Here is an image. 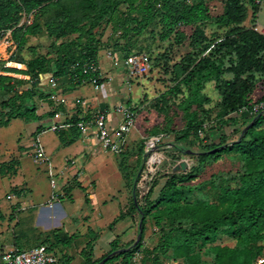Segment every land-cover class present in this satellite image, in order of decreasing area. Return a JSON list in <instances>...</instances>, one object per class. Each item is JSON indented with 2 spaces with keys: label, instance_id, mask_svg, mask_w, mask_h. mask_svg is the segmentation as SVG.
<instances>
[{
  "label": "trees",
  "instance_id": "obj_1",
  "mask_svg": "<svg viewBox=\"0 0 264 264\" xmlns=\"http://www.w3.org/2000/svg\"><path fill=\"white\" fill-rule=\"evenodd\" d=\"M217 1L221 11L212 15L208 0H0V34L11 31L16 47L8 61H0V73L21 76L0 75V127L16 119L29 125L45 117L54 119L56 114L66 117L65 101L55 98L57 84L42 87L41 82L46 79L49 84L54 78L81 86L82 80L93 77L84 74L83 67L97 64L103 50L122 60L133 53L146 54L151 71L160 68L163 77L170 76V86L145 96L132 109L142 108V136L125 145L116 161L123 180L133 189L136 204L131 199L128 215L135 214L138 221L142 217L141 238L106 263L132 264L136 254L141 255L142 264H256L264 257V115L244 132L256 116L239 114L264 101V31L256 27L263 0ZM22 14L31 20L20 25ZM249 18L251 26L246 27ZM214 27L222 33L208 35L207 30ZM34 37L50 40L46 54L29 44ZM186 42L189 51L173 61V49ZM162 44L168 46L160 54ZM6 63L25 69L7 68ZM211 83L219 97L215 115L209 107L211 99L204 94ZM42 104L46 109L38 116ZM74 109L65 118L69 128L55 132L62 146L78 141V123L89 120L81 117L83 107ZM42 130L39 125L32 136ZM216 130L222 131L218 142L205 143ZM228 132L241 135L233 141ZM159 134L173 135L172 145L178 152L183 151L181 145L198 146L197 164L166 175L159 174V165L141 197L135 185L144 167L145 142ZM224 157L240 165L238 171L205 178L207 168ZM19 167L17 159L0 163V176L14 179ZM162 178L166 181L151 199ZM147 222L157 229L158 239L143 248ZM79 236L53 229L39 234L33 246H45L57 254L58 249L75 245ZM84 236L88 239L81 253L87 254L97 233L89 230ZM223 238L234 245H222ZM116 250L113 244L99 261L87 258L84 264H97ZM69 261L63 254L58 264Z\"/></svg>",
  "mask_w": 264,
  "mask_h": 264
},
{
  "label": "crops",
  "instance_id": "obj_2",
  "mask_svg": "<svg viewBox=\"0 0 264 264\" xmlns=\"http://www.w3.org/2000/svg\"><path fill=\"white\" fill-rule=\"evenodd\" d=\"M119 59L121 58L119 57ZM118 63H114L112 58L107 57V51L103 50L99 53L97 64L101 74V83L98 90L94 89L92 94L86 92L88 102H84L87 103V109L84 112L82 111L81 117L85 118L88 116L91 118L96 111L109 110L118 104H124L135 109L145 96L149 93L152 95L156 88V81L146 77L144 79L148 83L142 85L138 83L136 89L133 90L132 84L126 76H122V79H120V75L117 78L116 73H114L116 67H119ZM10 64L20 65L17 63H8L7 65L10 66ZM12 68H16V70L25 69L22 67ZM2 75L6 76L7 74ZM12 75L21 77L20 75ZM164 78L167 79V76ZM119 81L123 82L124 85L120 86ZM56 84L59 90L57 92L58 95L55 97L56 100L65 101V112L68 115L74 114L75 101L80 99L73 98L67 93L77 87L69 85L67 81H56ZM41 86L49 87L48 81L46 79L42 81ZM135 100L137 101L134 102ZM45 109L46 107L42 104L37 111V115H42ZM66 117L54 120L55 122L53 123H63ZM108 120L109 128L115 129L119 122V117L110 113ZM40 123L27 125L28 134L32 136L37 127L41 126ZM141 126L142 119L135 129L134 140L142 136ZM52 133L59 142L55 132ZM51 138L46 139L47 142L44 144L45 148L43 146V149L47 159L46 163L51 165L53 170L56 171L55 177L60 176L58 181H56V184L59 183L56 186L57 198L51 202L52 207L48 206L51 198L45 200L46 202L42 208L27 206L23 201L13 206L11 205L13 212L10 215L9 220L12 222L9 225L16 229L21 222L25 225L26 223L23 220L27 219L31 226L37 228V230L30 228L32 231H37L34 233V237L59 227L69 234H73V231H79L81 236L91 230L97 233L95 241L103 240V244L110 249L113 244H116L118 250L127 249L136 239L138 221L135 214L128 215L134 193L118 171L116 157L113 153L100 147L92 131L86 137H80L78 141L70 146L61 145V148H66L63 151L56 141L54 142ZM12 159L16 158L12 157ZM74 161L76 164L72 165L71 162ZM78 173L81 175L80 179L75 180L74 177ZM63 174L65 176H62ZM17 196H21V192H18ZM120 214H123V217L119 218ZM9 225L8 229L10 228ZM3 231L5 229L0 228V233ZM15 232L18 233L17 237L14 235ZM12 234L13 242L8 240L4 244L1 243L0 248L4 245L14 247L20 251H29L35 248L33 244L28 242L29 236L24 235L23 231L13 230ZM19 242L21 244H18ZM147 246V242L144 241L143 248H147Z\"/></svg>",
  "mask_w": 264,
  "mask_h": 264
},
{
  "label": "rangeland",
  "instance_id": "obj_3",
  "mask_svg": "<svg viewBox=\"0 0 264 264\" xmlns=\"http://www.w3.org/2000/svg\"><path fill=\"white\" fill-rule=\"evenodd\" d=\"M211 13L212 15L219 14L221 11V6L217 0H208ZM250 15V12H249ZM244 26L250 27V18L244 23ZM256 27L258 31L263 32L264 31V0L261 3V9L260 12L257 16V23ZM186 32L190 31V29H186ZM212 31H215L216 33H222L223 30H218L217 28H210L207 30V34L209 35ZM147 35V34H146ZM29 44L35 48H37V52L39 54H46L47 53V47L50 44V40L46 37H37V38H30ZM4 46L2 48L1 46ZM168 46V44H162L160 45L159 53L162 54L163 50ZM6 47V43L3 41L0 42V61H8L10 57V53L5 52L4 49ZM156 53L158 52L157 49L154 50ZM189 51V48L186 44L184 43L183 45L179 47H175L173 49V52L171 54L173 61H178L184 54H186ZM26 57H30L29 53H25ZM158 54V53H157ZM156 54V57L158 56ZM122 60V59H120ZM119 60V61H120ZM121 63H118L119 67H116L114 70V73H116L117 78L120 75V79H122V76H126L129 81L132 84V89H136V85L139 83L140 85L142 84H147L148 81L144 78H150L153 81H156V88L152 95L157 94L159 91L163 90L166 86H170V76H167V79L163 77L162 69L157 70H150L149 74L145 76L144 78H130L128 76L129 71L131 70L130 66H125L122 61ZM8 63L5 64V67L11 68V69H16L12 68V66H8ZM6 76L12 77V78H17L20 79L21 77L16 76L14 77L12 74H7ZM119 79V80H120ZM120 82V86H123L124 83ZM168 83V84H167ZM140 89V88H139ZM86 92L89 94H92L94 92V86L91 83H86L83 84L77 88L72 89L69 91L67 94L71 95L73 98H79L80 100L88 102V96L86 95ZM204 94L208 96L209 99H211L212 103L209 106L210 108L213 109V115H215L217 109H215L216 104L219 101V97L214 89V85L208 84L206 86V89L204 91ZM151 96V94H148ZM135 100L134 102H136ZM129 108H131L129 106ZM132 109V108H131ZM86 110V108H83V112ZM41 112V111H40ZM37 115V114H36ZM243 115V114H242ZM142 114H140L135 121L134 126L130 129V132L125 136V142L126 146L132 142L135 138V132L136 128L140 123V120L142 119ZM42 121V122H41ZM143 121V120H142ZM153 121V120H152ZM41 122V123H40ZM55 122L54 119L49 120V118L45 117L44 119H41L40 121H36L35 123H40L41 126L44 127V130H42L40 133L36 134L35 137L31 136L28 134L26 130V124L24 120L22 119H16L13 120L9 125L5 127H0V163L10 161L12 157H15L19 163V171H18V176L15 177L14 179H10L8 177H1L0 176V228H4L5 231L0 233V244H4L5 242H13V230L17 231H23L24 235L29 236L27 239L30 244H34L36 242V238L34 237V233L37 232V228L35 226H31L29 220L24 219L23 221L26 223L24 225L23 222L20 223V225L16 228L13 229L12 226L9 224L12 222L10 219V215L13 212L11 210V205L13 206L14 204L18 202H25L27 206H33V207H39L42 208L44 206V203L46 202L45 200L51 198L52 194V188H51V178L49 176V171H48V164H34L33 163V148L32 145L35 143V139L38 138L39 142L41 143L42 147L44 146L45 148V143L47 142L46 139L49 137H52L53 141L57 143V145L60 146V149L66 150V148H61V144L57 141L55 135L51 132L50 126L51 124ZM150 124H146L147 126H150ZM248 126V125H247ZM30 127V126H29ZM30 129V128H29ZM233 128H230V130ZM222 133L221 130H216L209 135H207V139L205 143H210V142H215L217 143L219 140V135ZM228 139L229 140H237L240 137V132L238 134L236 133H231L228 132ZM161 135V134H159ZM166 136V139L164 140L162 146H164L163 153L165 156V161L161 164L159 167V174L161 175H166L167 173L170 172V170H173L176 168L182 161H185L187 164V169L190 167L194 166L197 164L196 161V156L197 155H188L185 153V151H190L192 153H197L199 152V147L198 146H188V145H181L183 148L182 152L176 151V149L173 147V143H175L174 136L170 134H164ZM152 137V136H151ZM55 138V140H54ZM231 138V139H230ZM179 145V144H177ZM58 146V147H59ZM125 146V147H126ZM180 146V145H179ZM190 147V148H188ZM115 157L117 154H113ZM174 156V158H173ZM52 167V166H51ZM240 165L234 163L230 158L224 157L217 163H215L212 167L207 168L205 178L209 177L211 174H216V173H222L224 175L229 174H234L235 172L238 171ZM180 169V168H177ZM55 171V170H54ZM62 176H65L63 174ZM58 177H54L53 179L58 181ZM165 178H162L159 180L158 185L154 188L153 190V195L151 196V199H154L159 191V189L163 186L165 182ZM150 182V181H149ZM149 182L147 183L146 186L149 185ZM137 184V183H136ZM59 183L56 184L58 186ZM136 187V186H135ZM16 189V191L14 190ZM21 192V196H17V193ZM57 193V189H56ZM20 215V214H19ZM17 215V216H19ZM24 215V214H23ZM23 218V216L21 215ZM136 220L138 221V218L136 216ZM8 225L10 228L8 229ZM36 229L33 230L32 229ZM60 229H63L59 227ZM77 233L80 235L79 231H73V234ZM157 229H154L151 225V223L147 222L146 224V229L144 231V241L147 242L148 246L151 247L154 245V243L158 239L157 235ZM16 237L18 236V233L15 232L14 234ZM88 238L82 237L81 235L77 237L76 244L73 245L71 248L68 249H58L57 254L59 257H61L63 254H66L70 257V261L68 264H84V262L89 258L91 261H99L100 258L105 254L110 251L109 247L103 244V240L99 241H93L89 245L88 250V255L81 253L82 249L85 246V242H87ZM16 241V240H15ZM17 242V241H16ZM222 245H228V246H233L234 242L228 238H223L221 241H219ZM18 244H21L20 242ZM8 246V245H6ZM26 250V249H24ZM262 258V257H261ZM260 259V258H258ZM116 261H111L106 264H115Z\"/></svg>",
  "mask_w": 264,
  "mask_h": 264
},
{
  "label": "built area",
  "instance_id": "obj_4",
  "mask_svg": "<svg viewBox=\"0 0 264 264\" xmlns=\"http://www.w3.org/2000/svg\"><path fill=\"white\" fill-rule=\"evenodd\" d=\"M18 1V0H16ZM44 2H56L58 0H41ZM23 18L20 23L23 24L25 21H30L31 16L22 14ZM6 43L4 49L5 52L11 54L15 51V44L11 40V31L2 32L0 34V42ZM107 57L112 58L114 63L120 61L123 62L125 66H130L131 70L128 73L130 78H144L150 72V61L146 54H131L125 57L123 60L119 59V56L107 52ZM120 60V61H119ZM84 74H92L93 77L88 81L82 80L81 85L86 83H91L95 90H98V81H101V74L98 64L91 63L83 67ZM4 73H0L2 75ZM56 79L51 78L49 80V85L53 88L56 85ZM78 83V80L75 81ZM86 102L76 100L75 106L79 105L87 109ZM142 109V108H141ZM139 109V111L141 110ZM139 111H134L124 104L115 105L109 110H99L96 111L89 120H81L77 127L80 131L81 137H86L90 131L94 133L97 138L100 147L109 151L113 154H118L121 149L126 145L125 136L130 132V129L134 126L136 118L138 117ZM113 113L119 117V122L115 129H110L108 126V115ZM240 115H246L248 117L264 115V101H260L252 105L251 108H243L239 111ZM64 117L62 114H56L54 120H58ZM69 125L65 122L63 123H53L50 126L52 132H56L60 129H67ZM166 136L164 134L152 136L148 138L145 142L144 153H147L145 158L144 167L140 172L139 180L136 184V190L143 196L147 192V183L155 172V169L165 161V156L163 153L164 146H162ZM33 148V163L34 164H45L47 162L44 149L36 138L35 143L32 145ZM75 165L76 162H71ZM66 170V169H65ZM49 176L51 178V188L53 190L51 201L48 203L49 207H52L51 202L56 200V182L53 179L56 176V171L53 170L51 165L48 166ZM80 174L78 173L74 179L79 180ZM60 257L58 254L50 252L45 246L35 247L29 251H20L14 247H9L4 245L0 248V264H58ZM132 264H142L141 255L136 254ZM165 264H178L176 262H166ZM256 264H264V257L257 260Z\"/></svg>",
  "mask_w": 264,
  "mask_h": 264
},
{
  "label": "water",
  "instance_id": "obj_5",
  "mask_svg": "<svg viewBox=\"0 0 264 264\" xmlns=\"http://www.w3.org/2000/svg\"><path fill=\"white\" fill-rule=\"evenodd\" d=\"M259 118V115H257L254 119H253V121L248 125V126H246L244 129H243V131L245 132V131H247V129L253 124V122L255 121V120H257ZM242 131V132H243ZM241 135V134H240ZM174 147V146H173ZM176 149V148H175ZM176 151H177V149H176ZM185 153L186 154H188V155H198L199 153L197 152V153H192V152H190V151H185ZM147 157V153H144V155H143V159H145ZM177 168H180L182 171H185L186 169H187V164H186V162L185 161H182L176 168H174L173 169V171H175ZM139 176H140V173L138 174V178H139ZM136 186V185H135ZM142 197V196H141ZM133 200H134V204H136V200H135V197L133 196ZM141 226H142V217L140 218V220L138 221V233H137V236H136V239H135V242H134V244H133V246H135L138 242H139V240H140V238H141V232H142V228H141ZM129 250V248L128 249H125V250H122V249H119V250H116V251H114V252H112L111 254H109L106 258H104L103 260H101L100 262H98L97 264H105L110 258H112V257H115V256H117V255H119V254H122L123 252H126V251H128Z\"/></svg>",
  "mask_w": 264,
  "mask_h": 264
},
{
  "label": "bare ground",
  "instance_id": "obj_6",
  "mask_svg": "<svg viewBox=\"0 0 264 264\" xmlns=\"http://www.w3.org/2000/svg\"><path fill=\"white\" fill-rule=\"evenodd\" d=\"M1 47H4L3 45Z\"/></svg>",
  "mask_w": 264,
  "mask_h": 264
}]
</instances>
